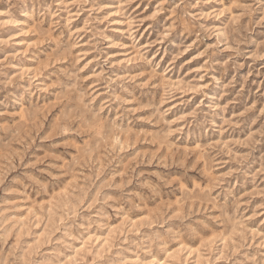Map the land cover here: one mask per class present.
<instances>
[{"label": "rangeland", "instance_id": "374dc122", "mask_svg": "<svg viewBox=\"0 0 264 264\" xmlns=\"http://www.w3.org/2000/svg\"><path fill=\"white\" fill-rule=\"evenodd\" d=\"M0 264H264V0H0Z\"/></svg>", "mask_w": 264, "mask_h": 264}]
</instances>
